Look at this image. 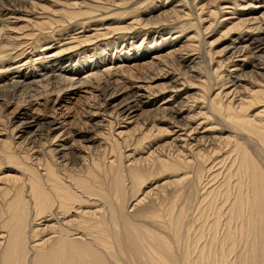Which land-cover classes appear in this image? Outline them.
Segmentation results:
<instances>
[{"label": "bare ground", "instance_id": "1", "mask_svg": "<svg viewBox=\"0 0 264 264\" xmlns=\"http://www.w3.org/2000/svg\"><path fill=\"white\" fill-rule=\"evenodd\" d=\"M0 264H264V0H0Z\"/></svg>", "mask_w": 264, "mask_h": 264}, {"label": "rangeland", "instance_id": "2", "mask_svg": "<svg viewBox=\"0 0 264 264\" xmlns=\"http://www.w3.org/2000/svg\"><path fill=\"white\" fill-rule=\"evenodd\" d=\"M211 37H213V38H211L209 41L210 42H213V39H214V41L217 39V37L218 36H211ZM216 38V39H215ZM181 45H183V44H180L179 45V47H181ZM178 47V48H179ZM81 96L84 98V99H82L83 101H88L87 100V98L89 97V95L88 94H86V93H84L83 91L81 92ZM79 98H76L75 100H73L72 99V103H73V105L72 106H70L71 107V110H70V112H69V110L67 111L66 109H64V108H62V109H64V110H62L61 109V111H58V115H59V113H60V115H63V119H60V121H63V120H65L66 122H68V123H70V124H72V122L74 121V119L76 118V114H77V111L76 110H74V109H72L73 107H75V103H77V100H78ZM92 100V99H91ZM90 100V101H91ZM93 101V100H92ZM37 107L35 106L33 109H36ZM73 110V111H72ZM63 114H62V113ZM65 115V116H64ZM59 118H60V116H59Z\"/></svg>", "mask_w": 264, "mask_h": 264}]
</instances>
